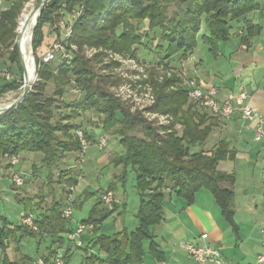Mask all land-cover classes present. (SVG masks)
Segmentation results:
<instances>
[{
  "label": "trees",
  "instance_id": "16d2710c",
  "mask_svg": "<svg viewBox=\"0 0 264 264\" xmlns=\"http://www.w3.org/2000/svg\"><path fill=\"white\" fill-rule=\"evenodd\" d=\"M6 1L8 6L0 13V44L10 48L16 36L17 17L29 0ZM171 5H178L180 9L169 14L167 9ZM80 8L82 14L73 21L67 40L68 45L78 49L75 57L69 62L58 61L55 68L50 63H42L41 57L37 56L44 39L42 26L55 25L64 15ZM257 9L256 0H48L45 3L31 41L36 63L39 62L40 66L39 82L31 87L30 93L17 107L0 115V159L19 157L25 152L41 153V164L50 168L60 157L76 154L79 143L71 133L80 129L77 119L87 112L100 118L98 128L104 133L117 137L124 152L112 157L110 162L123 168L122 179L126 168L134 174L139 196L135 216L137 227L131 232L124 229L111 237L91 239L83 249L82 264H143L145 241L149 242L148 251L152 258L163 260L150 227L162 221L165 190L174 191L187 204L192 203L197 191L208 190L224 218L230 222L233 198L230 187L234 184L232 175L217 170L220 161L231 157L227 143L221 140L210 152L204 151L216 124L215 117L208 111L210 116L201 112L198 107L206 109L189 101L187 87L181 86L180 80L172 77L161 84H153L154 103L143 113L160 114L169 119L167 126H154L143 113H131L110 93L108 88L117 81L96 73L91 62L79 55L82 48H101L136 58L131 48L140 44L142 31L131 22L146 21L148 31L158 34L162 42L157 50L163 66L174 58L187 60L195 52L198 42L216 58L219 44L229 39L234 25ZM258 32L257 27L246 23L241 43L248 45ZM17 54L15 46L8 62L16 65L20 73L22 69L17 64ZM18 83L6 81L0 87V95L18 89ZM50 84L53 92L47 94ZM71 84L82 97L66 102L63 96ZM84 133L89 141H94L92 136ZM60 177L68 186L78 184L76 176L63 173ZM107 191L113 193L112 186ZM14 198L25 212L31 208L28 199H18L16 194ZM98 205H102L101 201ZM57 206L59 204H54L48 213H37L33 217L36 232L0 215V264H36L24 254L20 261L8 257L9 244H17L23 238L49 239L50 246L46 249V256H42V262L53 264L58 249L68 241L65 235L73 232L68 221L57 211ZM97 212L94 207L88 220L82 221V224L92 226L93 232L112 213L105 211L96 218ZM89 244L98 246L100 254L90 253ZM68 253H63L65 263L69 260Z\"/></svg>",
  "mask_w": 264,
  "mask_h": 264
},
{
  "label": "rangeland",
  "instance_id": "374dc122",
  "mask_svg": "<svg viewBox=\"0 0 264 264\" xmlns=\"http://www.w3.org/2000/svg\"><path fill=\"white\" fill-rule=\"evenodd\" d=\"M38 1L39 0H29L23 5L16 20V36L13 45L10 48H6L0 44V58L3 59L0 60V87L6 81L14 80L18 81V85H20L18 89L0 95V108L7 106L20 95V88L23 85V72L20 70L19 73L16 65H11L8 59L11 58L13 54L16 42L19 43L18 26L23 14L30 13ZM178 9H180V6L171 5L167 10L170 14L172 11H177ZM76 11L75 9L71 14L63 16L64 18L62 20L67 26H71L73 21H75L73 13ZM131 24L137 27L139 26L142 31L140 44L131 48L134 50L136 58H132L129 55L114 54L110 51L94 47L82 48L79 55L84 56L85 59L91 62L96 73L109 76L112 80L117 81L116 85L108 89L115 98L129 108L131 113H143L146 108L154 103V83L161 84L164 80L174 77L180 80L181 86L188 87L191 81L196 82V80L192 77L193 75L190 74L191 65L187 64L190 61L192 62L190 57L187 60L174 58L167 62V66H163L160 60V53L157 50V46L162 43L160 42L158 34H153L148 31L146 21L139 24L131 22ZM41 32L43 33L44 39L41 47L37 51L38 57L44 54L50 44L55 41L63 40V34L55 30L54 25H43ZM234 32L235 31H232L231 39L239 38V36L237 37L236 34H233ZM66 42L68 50L72 52L71 56L75 57L78 49L75 46L68 45V41ZM201 44L202 43L198 42L196 49L197 57L203 60L205 70L209 71L212 67H215L216 60L213 55L207 50H204ZM17 53V64L20 67V55L18 50ZM28 53L29 56L31 54L34 62L35 78L32 83L33 86L35 83L39 82L37 73L40 66L39 62L36 63L31 42L29 44ZM31 56L29 61L30 77L33 71ZM194 61L197 60L195 59ZM57 64L58 60H55L50 63V66L55 68ZM4 72L10 75V80H5V78L2 77V73ZM176 86H179V84ZM200 87L205 89L203 86ZM52 92L53 85L50 84L46 89V93L51 94ZM81 97V92L71 84V86L67 88L63 100L70 102L81 99ZM198 109L206 113V111L202 110L200 107H198ZM144 117L149 122H152L154 126L169 125V119L167 120L165 116L160 114L146 113ZM99 120L100 118L96 114L89 112L82 114L80 118L77 119V123L81 126L78 130L85 131L95 139L103 136L106 141V146L99 151L96 140L91 142L87 139L89 146L86 153L82 156V162L78 161V152L73 155L60 157L56 164L52 165L50 168L41 164L43 159L41 153L25 152L19 157H15L17 162L14 165L11 163L12 157L0 159V215L5 216L11 222H20L21 225L36 232L37 229L33 222L32 226L35 230L23 224L21 219L25 215H31L33 218L37 213H48L54 204H59V206H57V211L61 213L65 221H69L71 218L73 219L72 227L75 230L79 224H82V221L88 220L94 207H96L98 211L95 215L96 218L100 216L99 214L109 211L103 205H98V203L101 194L106 192L109 186H112L113 195L118 202L117 210L105 217L100 224L97 225V229H95L93 236L91 234L92 229L89 227L90 225H85L86 229L82 232L83 236H90L91 239L100 236L111 237L124 228L133 230L137 224L135 216L139 202L135 189L134 174L130 168H126L125 178L114 179V175H118L117 171H121L122 167H115L109 159L115 155H121L124 149L118 143L116 136L104 133L101 129H97ZM75 131L76 130H73L71 133L74 140H76ZM63 173H68L69 176H76L80 183V188L76 190V186H68L60 177ZM16 175L22 177L20 186L13 182V178ZM113 186L115 187L113 188ZM70 188H73L72 192L69 190ZM100 190L101 192H99ZM15 194L18 195V199H28L31 203V208H29L27 212L16 202L14 198ZM70 194L71 202L68 201V199H70ZM81 194H85V196L81 197L82 200H77L78 196ZM69 206L72 208V216L69 219H65L63 210ZM68 235L69 233L66 237H68ZM90 238H88L89 241L91 240ZM76 239L73 242L69 241L71 247L75 244ZM85 245L88 246L87 243L84 244V246ZM15 247H18V245L10 243L6 253L10 259L20 261V255H22L21 252L23 251L22 249L18 251ZM84 248H72L68 262L65 263L63 259L64 264H81L84 257ZM89 249V252L92 254H100L98 246L92 247V245L89 244ZM34 251V247L32 250L29 249L27 251V256H30L37 264H39V262L42 263V256H46V251L37 250V253ZM57 254H61L63 257V253L60 251H58Z\"/></svg>",
  "mask_w": 264,
  "mask_h": 264
},
{
  "label": "crops",
  "instance_id": "0c3cea01",
  "mask_svg": "<svg viewBox=\"0 0 264 264\" xmlns=\"http://www.w3.org/2000/svg\"><path fill=\"white\" fill-rule=\"evenodd\" d=\"M256 2L258 9L248 15L244 21L234 25L232 31L235 32L233 34L239 38L231 39V32L229 39L219 44V53L215 58L214 68L206 71L203 60L197 57L196 50L190 56L192 62L187 64L191 65L190 74L193 75L192 77L198 85L205 88L211 86L218 88V101L235 96L241 88H244L248 93L245 104L264 115V0H256ZM7 6V1L3 0L0 13ZM246 23H251L259 29L258 34L249 40L248 45L241 43ZM201 45L204 50H207L203 44ZM195 59L197 61H194ZM0 60L3 59L0 58ZM207 115L210 116L208 113ZM214 119L216 124L204 145V151L210 152L221 140H224L228 145L231 157L220 161L217 170L232 175L234 178V184L230 187L233 193L231 221L224 218L220 207L208 190L197 191L193 196L192 203L187 204L174 191L166 189L162 221L160 224L150 227V232L163 260L157 261L152 258L148 251L149 242L145 241L143 243L145 252L143 264H194L182 248L186 242L204 243L218 249L224 264H256V257L261 251L262 243L260 225L263 198V185L260 176L262 150L253 141L254 124L244 121L239 113L228 120L218 117ZM97 139L94 138V141L97 142ZM117 172L118 175H114V179L122 178L123 168ZM79 188L80 183L78 182L76 190ZM82 196L84 197L85 194L79 195L77 200H82ZM114 200L115 206L112 213L118 208L115 196ZM72 221V218L68 221V227L74 231ZM124 229L128 232L133 231ZM91 234L93 236V229ZM202 234L207 235L205 241L199 240ZM88 238L90 236L85 237L82 233L73 246L78 249L87 247L84 244L89 243ZM17 245L18 247L15 249L18 251L22 249V255H27V251L32 250L33 247L36 253L39 250L46 251L47 254L46 249L50 246V241L49 239L42 241L39 238H23ZM73 246L71 247V244L66 241L58 251L61 253L68 251L70 258ZM22 255L20 256L22 257ZM1 257L2 253L0 252V259ZM39 264H43V262H39Z\"/></svg>",
  "mask_w": 264,
  "mask_h": 264
},
{
  "label": "built area",
  "instance_id": "2783aa9c",
  "mask_svg": "<svg viewBox=\"0 0 264 264\" xmlns=\"http://www.w3.org/2000/svg\"><path fill=\"white\" fill-rule=\"evenodd\" d=\"M3 0H0V8ZM82 14V8L73 13L74 19L76 20ZM54 29L63 34L62 41H55L50 44L44 54L41 56V62L49 64L55 60L67 61L71 59V51L67 48V40L71 34V26H67L61 19L55 25ZM2 77L5 80H10V75L7 72L2 73ZM218 88L211 86L208 88H201L198 83L191 81L187 87V96L190 101L198 104L202 108L206 109L212 116L221 118L223 120L231 119L236 113H239L241 118L254 124L253 141L257 143L262 150V157L260 161V176L263 185V198L261 204V251L256 257V264H264V115L255 108H252L245 104L248 98V93L244 88H241L237 95L230 96L224 101L217 100ZM75 138L79 143V162H82V156L88 149V140L82 130L75 131ZM97 146L99 150H102L106 146L105 138L99 137L97 139ZM17 162L15 157L11 158V163L14 165ZM13 182L18 184L22 183L21 177L18 175L14 176ZM71 192L73 188L69 189ZM68 201L71 202V194L69 195ZM100 201L104 207L109 211L113 210L115 200L114 195L111 191L103 192L100 196ZM63 216L65 219H69L72 216L71 206L63 210ZM21 222L26 224L31 229L35 230L32 226L33 218L31 215H25ZM92 229V226H89ZM86 229L84 224H79L78 227L71 233H69L67 239L73 242L80 236L83 230ZM207 239L206 234H202L199 238L200 241ZM185 253L190 257L194 264H224L221 254L218 249L212 248L204 243H184L182 245ZM53 264H64L63 257L61 254H57L53 259Z\"/></svg>",
  "mask_w": 264,
  "mask_h": 264
},
{
  "label": "bare ground",
  "instance_id": "6f19581e",
  "mask_svg": "<svg viewBox=\"0 0 264 264\" xmlns=\"http://www.w3.org/2000/svg\"><path fill=\"white\" fill-rule=\"evenodd\" d=\"M34 20H35V15L31 17L29 13H25L23 14L22 19L20 20L18 26V32H19L18 52L21 54L24 63V69L26 73V85L33 83L35 78L34 62L31 54L30 56H31V64L33 66V71L31 74L32 78L30 77V70H29L30 50L28 53L29 44L32 40V32L34 29L32 28Z\"/></svg>",
  "mask_w": 264,
  "mask_h": 264
},
{
  "label": "water",
  "instance_id": "95a60500",
  "mask_svg": "<svg viewBox=\"0 0 264 264\" xmlns=\"http://www.w3.org/2000/svg\"><path fill=\"white\" fill-rule=\"evenodd\" d=\"M47 1L48 0H39L38 3L30 11L29 15L31 17H33L35 15V20H34L32 28L35 27L36 21H37V19L40 16L41 10L43 9V6L45 5V3ZM16 48L18 50V43L17 42H16ZM19 55H20V65H21V69H22V72H23V85L20 88V95L13 102L8 104L7 106L0 108V115L3 114V113H6L9 110L14 109L15 107H17L22 102V100L25 98V96L28 93H30V91H31L32 83L26 85V73H25V69H24V63H23L22 56H21L20 53H19Z\"/></svg>",
  "mask_w": 264,
  "mask_h": 264
}]
</instances>
